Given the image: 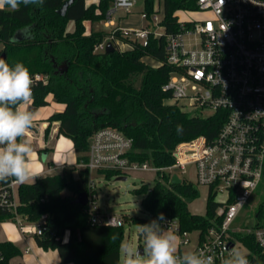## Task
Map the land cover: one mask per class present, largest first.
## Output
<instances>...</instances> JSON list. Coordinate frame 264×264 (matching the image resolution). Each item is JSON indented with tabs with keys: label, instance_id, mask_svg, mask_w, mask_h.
Listing matches in <instances>:
<instances>
[{
	"label": "trees",
	"instance_id": "16d2710c",
	"mask_svg": "<svg viewBox=\"0 0 264 264\" xmlns=\"http://www.w3.org/2000/svg\"><path fill=\"white\" fill-rule=\"evenodd\" d=\"M64 1L44 0L42 6L21 4L19 10L8 7L0 10V55L4 53L10 64L24 63L32 76L36 73L47 76L45 83L33 82L29 101L34 107L46 105L51 94L63 103L62 110L45 119L49 123L44 131L49 132L52 122L59 121L56 133L71 139L78 163L87 159L92 132L103 126L115 127L130 136L133 141L130 157L155 166L174 162L172 152L179 141L198 135L211 138L216 134L224 121L225 110L200 116L166 102L171 94L164 85L172 67L165 62L163 36L155 38L150 34L147 44L142 45L119 28L87 33L84 20L106 18L111 0L89 5L85 0H72L61 15L57 9ZM154 2L143 0V12L148 19L154 12ZM163 8L160 24L166 32H173L178 27L177 13L195 9L196 1L163 0ZM69 20L75 22L72 31L66 29ZM111 31L115 37L131 43L132 48L121 50L115 46L109 52L95 50ZM145 56L158 64L146 62ZM63 65L66 69L60 71ZM117 173L104 170L106 178ZM88 178L89 170L79 167L76 177L61 172L18 183L16 213L29 222L46 215L42 232L34 233L33 237L38 246L56 250L62 263L120 264L123 226L91 223L84 205L73 202L78 193L88 191ZM11 179L0 181V190ZM134 191L145 194L141 205L150 218L124 216L125 220L143 224L163 213L164 217L177 219L180 231L205 230L213 223L216 202L212 193L207 195L204 214L189 211L188 202L198 196V189L190 181L173 183L167 173L157 172L152 187L142 184ZM261 208L262 204L256 213L258 217ZM9 219L15 221V213L0 208V221ZM246 242L256 250L250 235ZM0 250L3 264H9L11 258L20 254L10 240H0Z\"/></svg>",
	"mask_w": 264,
	"mask_h": 264
},
{
	"label": "built area",
	"instance_id": "2783aa9c",
	"mask_svg": "<svg viewBox=\"0 0 264 264\" xmlns=\"http://www.w3.org/2000/svg\"><path fill=\"white\" fill-rule=\"evenodd\" d=\"M157 1L158 10H154L150 19L141 12L147 18L145 25L119 29L142 45L147 44L150 34L164 37L165 62L172 67L164 88L170 91L172 103L178 105L179 99H188L192 109L189 112L206 116L204 111L209 115L222 109L226 115L213 137L198 135L179 141L172 152L174 162L166 166L131 158L132 138L120 129L110 126L95 129L90 136L87 159L79 163L89 170L88 200L84 205L88 221L110 226H123L126 221L122 214L103 212L97 202L95 180L96 176L105 178L104 170H116L117 176L138 171L165 172L171 179L177 174L175 169L184 173L186 166L191 165L194 179L179 177L194 186H204L207 195L212 193L216 202L213 223L205 230L196 229L191 252L204 250L214 257L215 264H222L236 247L246 253L249 264H264V222H259L254 230L237 224L240 212L264 180V0H195V9L177 13L178 27L173 32H166L160 24L162 19L157 13L160 7L164 9L163 0ZM135 2L112 0L106 16L110 18L118 9L129 12ZM187 13L196 17H188ZM155 23L161 26V31L150 28ZM108 41L121 50L122 44L132 48L131 43L115 37L111 31L95 50H105ZM157 64L155 61L152 65ZM32 79L47 82V76L38 73ZM178 106L184 110L185 106ZM48 123L39 126L45 129ZM15 185L12 178L0 190V208L13 211L23 230L40 234L46 215L25 224V218L16 213ZM165 219L168 222L163 227L180 234V244H188V231L179 230L177 219ZM249 235L256 250L246 242ZM0 264H3L1 250Z\"/></svg>",
	"mask_w": 264,
	"mask_h": 264
},
{
	"label": "clouds",
	"instance_id": "9594fccd",
	"mask_svg": "<svg viewBox=\"0 0 264 264\" xmlns=\"http://www.w3.org/2000/svg\"><path fill=\"white\" fill-rule=\"evenodd\" d=\"M21 4L42 6L44 0H0V10H19ZM32 86V75L24 63L10 64L0 58V181L13 178L16 183H24L33 178V146L27 137L34 113L25 107L32 99ZM167 222L160 213L149 223L138 224L143 251L131 243L122 244L123 264H215L214 257L204 250L180 254L178 237L163 227ZM222 264H249V260L244 251L233 247Z\"/></svg>",
	"mask_w": 264,
	"mask_h": 264
},
{
	"label": "rangeland",
	"instance_id": "374dc122",
	"mask_svg": "<svg viewBox=\"0 0 264 264\" xmlns=\"http://www.w3.org/2000/svg\"><path fill=\"white\" fill-rule=\"evenodd\" d=\"M160 6H162V1L160 2ZM109 7H112V3H109ZM143 9V0H137V2L130 8V11L134 12L133 17L138 21H141V24L145 25L146 20L141 16V10ZM158 10V1L154 2V10ZM162 8L160 7V11L157 13L160 20L163 18ZM129 14V13H128ZM122 9H118L116 13H114V19L118 20L119 17H125L128 15ZM183 14V12L181 13ZM180 14V15H181ZM183 16V15H182ZM188 17L194 18L195 14H188ZM100 27L103 31L108 32L112 26H106L103 23L100 24ZM157 28V30L161 31V26L159 24H152L150 28ZM167 103L172 102L171 100H166ZM30 102L25 106H29ZM178 105H183L184 110L192 111L191 107L188 105V99H179ZM63 104L56 101L52 95L48 96V103L42 106H36L34 113V119H42L47 118L50 114L58 112L62 110ZM204 114L208 115L207 111H204ZM52 128V126H51ZM53 132V129H51ZM54 135V134H53ZM56 136V134L54 135ZM56 139L57 137H54ZM52 138V139H53ZM35 143V140H32ZM53 141V140H52ZM53 144V142H52ZM33 146V154L37 153V146L32 144ZM57 150V149H56ZM75 152V151H74ZM68 170H78L77 167L71 166L68 167ZM175 173L178 176L185 179H194L193 176V167L191 165H187L185 172L182 173L180 170L175 169ZM73 173L72 176L77 175L76 172ZM67 176H70V171H67ZM157 173H152L150 171H138L133 172L128 175H125V179H117V175H113L109 178L97 177L96 176V186L95 190L97 192V202L103 212L107 213H116L122 214L124 216H137L144 219H149L150 214L142 207L141 200L144 197V193H135L134 189L138 188L142 184L147 185L148 187H152L154 184V178ZM76 177V176H75ZM198 189V196L188 202V207L192 212H203L205 209L207 190L204 186L196 185ZM246 206L240 212V215L237 218V224L239 226H246L250 229H255L258 222H264V180L256 188L254 194L249 199ZM262 204L261 215L258 217L256 215L258 208ZM8 224H11L14 228H17V224L14 220H7ZM145 223H149L146 221ZM143 223V224H145ZM138 223H134L130 220H126L123 224L124 234L122 244L131 243L134 248H138L139 246H143V239L139 234ZM165 230L171 231L169 228L164 227ZM178 237V249L179 253L183 254L186 252H191L197 237V230H192L187 232V238L190 240L188 244H180L179 241L181 239V235L171 231ZM19 258H15L12 264H19ZM120 264H123V252L120 248Z\"/></svg>",
	"mask_w": 264,
	"mask_h": 264
},
{
	"label": "crops",
	"instance_id": "0c3cea01",
	"mask_svg": "<svg viewBox=\"0 0 264 264\" xmlns=\"http://www.w3.org/2000/svg\"><path fill=\"white\" fill-rule=\"evenodd\" d=\"M98 1L99 0H85L87 5L91 3H97ZM117 11L118 10H116L114 13H116ZM142 11L143 9L140 12ZM124 12L129 14L125 17H119L117 22L113 17L114 13L111 15L110 18L106 16V18L99 21L91 22L89 20H84L83 23L85 25L86 32L88 33L91 30L101 29L100 27L101 23H103L106 26H110V27L112 26L110 30H112L113 28L135 29L143 26V24H141V21L132 18L134 12L132 11L129 12L124 11ZM74 27H75V22L73 20H69L66 24V29L72 31ZM121 48L123 50L129 49L127 44H122ZM144 60L150 64H154L155 62L154 59L148 56H145ZM48 96H47V100H48ZM29 104L30 105L27 106L28 110L31 106V102ZM35 108L36 107H34V110ZM45 119L46 118L34 119L33 126L30 129L27 137L29 140H31L32 144H35L37 146L36 149L37 153L34 154L32 153L30 158V169L33 173V178L29 179L27 182L33 181L36 176L52 175L61 172H64L65 175L67 176L66 174L67 171H70V175L72 176L73 173L71 172L78 173V170L77 169L68 170L69 169L68 167L71 166H75L77 168L80 167L79 163L77 162V154L76 152H74L75 150L73 148V143L71 139H69L68 137L62 134L56 133V126L59 123V121H53L51 125L52 128H50L49 132H45L44 131L45 129L39 126L40 123L46 122ZM51 129H53V132L51 131ZM53 134L54 135L56 134V136H54ZM53 136L57 138L54 139ZM32 140H35V143ZM13 191L15 198L18 200L17 185H15ZM189 211L192 212L190 209ZM205 211H206V203L203 212H192V213L204 214ZM24 223L30 224L25 220ZM16 224L18 226L17 228H14L13 226H11V224L7 223V220L0 221V240H10L20 250V254L11 258L9 264H12L15 258H19L20 261V262L18 261L19 264H74V262L72 261L62 263L60 261L59 254L56 250L54 249L46 250L38 246L33 237V232L25 231L19 226L17 222Z\"/></svg>",
	"mask_w": 264,
	"mask_h": 264
},
{
	"label": "water",
	"instance_id": "95a60500",
	"mask_svg": "<svg viewBox=\"0 0 264 264\" xmlns=\"http://www.w3.org/2000/svg\"><path fill=\"white\" fill-rule=\"evenodd\" d=\"M72 2V0H65L62 5L57 9V12L61 15H64L67 9V6ZM115 48V46L113 45V43L111 41L106 42L105 45V51L109 52L112 51ZM0 58H4V53H2L0 55ZM66 69V65H63L61 67H59L60 71H63ZM30 111L34 110V106H30L29 108ZM117 179H125V175H118L116 176ZM181 178L177 175V174H173L171 176V182L173 183H180L181 182ZM88 200V196H87V191H82L80 193L77 194V196L73 199V202L81 204V205H85L87 203ZM140 249V251L142 252V247H138Z\"/></svg>",
	"mask_w": 264,
	"mask_h": 264
},
{
	"label": "bare ground",
	"instance_id": "6f19581e",
	"mask_svg": "<svg viewBox=\"0 0 264 264\" xmlns=\"http://www.w3.org/2000/svg\"><path fill=\"white\" fill-rule=\"evenodd\" d=\"M182 12L180 11L178 14H181Z\"/></svg>",
	"mask_w": 264,
	"mask_h": 264
}]
</instances>
